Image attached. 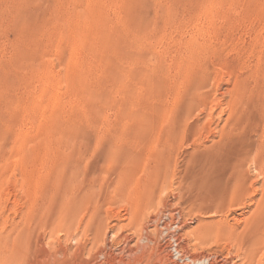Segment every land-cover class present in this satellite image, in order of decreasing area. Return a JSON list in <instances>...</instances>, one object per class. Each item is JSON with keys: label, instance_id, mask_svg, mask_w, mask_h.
<instances>
[{"label": "rangeland", "instance_id": "1", "mask_svg": "<svg viewBox=\"0 0 264 264\" xmlns=\"http://www.w3.org/2000/svg\"><path fill=\"white\" fill-rule=\"evenodd\" d=\"M246 263L264 0H0V264Z\"/></svg>", "mask_w": 264, "mask_h": 264}, {"label": "built area", "instance_id": "2", "mask_svg": "<svg viewBox=\"0 0 264 264\" xmlns=\"http://www.w3.org/2000/svg\"><path fill=\"white\" fill-rule=\"evenodd\" d=\"M176 251V253H177V259H179V260H181L182 262H184V261H189V262H191L192 263V260L191 259H189V258H185V257H183L182 256V254H180L177 250H175Z\"/></svg>", "mask_w": 264, "mask_h": 264}, {"label": "bare ground", "instance_id": "3", "mask_svg": "<svg viewBox=\"0 0 264 264\" xmlns=\"http://www.w3.org/2000/svg\"><path fill=\"white\" fill-rule=\"evenodd\" d=\"M261 246V245H260ZM250 261V260H249ZM252 261H253V258H252ZM247 264V263H246Z\"/></svg>", "mask_w": 264, "mask_h": 264}]
</instances>
